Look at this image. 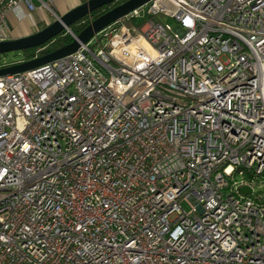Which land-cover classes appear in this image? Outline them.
Returning <instances> with one entry per match:
<instances>
[{"label":"built area","instance_id":"built-area-1","mask_svg":"<svg viewBox=\"0 0 264 264\" xmlns=\"http://www.w3.org/2000/svg\"><path fill=\"white\" fill-rule=\"evenodd\" d=\"M55 1L0 0V41ZM0 264H264V0H151L1 76Z\"/></svg>","mask_w":264,"mask_h":264},{"label":"water","instance_id":"water-1","mask_svg":"<svg viewBox=\"0 0 264 264\" xmlns=\"http://www.w3.org/2000/svg\"><path fill=\"white\" fill-rule=\"evenodd\" d=\"M114 1L116 0H85L64 13H61L51 23L36 32L22 37L0 41V55L41 46L56 37L63 30L69 31L70 25L80 18ZM149 1L151 0H125L92 20L79 34L73 36V40L70 43L31 60L16 64H1L0 77L23 73L75 52L81 44L89 41L96 32L124 17L134 9L144 6ZM238 191L240 193L251 192L247 187H241Z\"/></svg>","mask_w":264,"mask_h":264},{"label":"trees","instance_id":"trees-1","mask_svg":"<svg viewBox=\"0 0 264 264\" xmlns=\"http://www.w3.org/2000/svg\"><path fill=\"white\" fill-rule=\"evenodd\" d=\"M124 1L125 0H116L110 3L109 5H105L99 9H96L90 12L89 14L85 15L84 17L80 18L79 20L71 24L69 31L63 30L56 37H54L53 39H51L50 41L46 42L45 44L41 46L19 51L20 57L15 59L13 62L7 63V64H16V63H20L23 61L34 59L58 47H61V46H64L70 43L73 40V35L79 34L92 20H94L96 17L100 16L107 10L111 9L112 7Z\"/></svg>","mask_w":264,"mask_h":264},{"label":"crops","instance_id":"crops-1","mask_svg":"<svg viewBox=\"0 0 264 264\" xmlns=\"http://www.w3.org/2000/svg\"><path fill=\"white\" fill-rule=\"evenodd\" d=\"M78 1L79 0H56L55 7L59 14L64 13L76 6ZM22 14H25V16L23 18H19L18 16ZM44 18L45 16L43 12L39 13L38 11L28 13L22 9L16 13L10 12L8 15V22L11 27L9 39L22 37L41 29L42 25L45 26Z\"/></svg>","mask_w":264,"mask_h":264},{"label":"rangeland","instance_id":"rangeland-1","mask_svg":"<svg viewBox=\"0 0 264 264\" xmlns=\"http://www.w3.org/2000/svg\"><path fill=\"white\" fill-rule=\"evenodd\" d=\"M85 0H79L78 1V4L84 2ZM37 11L39 13L43 12L44 15L47 16V19L49 20V22H52L55 17L52 16L47 10H40V9H37ZM59 14V13H58ZM41 15V14H40ZM61 15V13L59 14ZM158 17H162L160 19H162L164 21V23H166L167 25H169L170 27L172 28H175L176 24L174 22V20L172 18H169V17H165V16H162V15H159ZM44 25L41 26V28L43 27ZM19 56V51H13V52H9L7 54H2L0 55V64H7V63H11L13 62L15 59H17ZM235 178L237 180H240L242 179L243 177L239 174H236L235 175ZM182 206L188 210L190 207L189 205L186 203V202H182Z\"/></svg>","mask_w":264,"mask_h":264}]
</instances>
